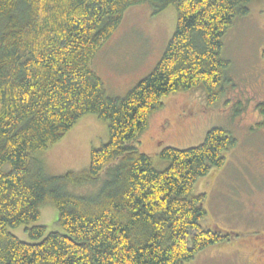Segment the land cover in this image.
Listing matches in <instances>:
<instances>
[{
    "label": "trees",
    "instance_id": "1",
    "mask_svg": "<svg viewBox=\"0 0 264 264\" xmlns=\"http://www.w3.org/2000/svg\"><path fill=\"white\" fill-rule=\"evenodd\" d=\"M254 0H0V264H187L227 236L204 229L199 179L223 168L237 142L221 128L198 147L165 148L160 171L134 143L165 97L196 89L209 105L226 92L223 40ZM177 11L155 69L124 98L107 95L91 63L134 6ZM259 109L264 113V103ZM108 123L109 142L89 169L48 176L35 154L85 115ZM95 188L76 196L69 188ZM59 211L62 232L10 230Z\"/></svg>",
    "mask_w": 264,
    "mask_h": 264
},
{
    "label": "rangeland",
    "instance_id": "2",
    "mask_svg": "<svg viewBox=\"0 0 264 264\" xmlns=\"http://www.w3.org/2000/svg\"><path fill=\"white\" fill-rule=\"evenodd\" d=\"M177 27V11L168 7L155 15L150 5L131 7L113 36L91 63L107 95L124 98L157 66ZM222 55L229 62L226 92L209 105L204 90L165 97L164 106L149 120L147 131L134 143L157 170L168 163L160 158L165 148L187 150L201 145L214 128L228 132L237 142L223 168L199 179L194 194H205L206 218L201 226L227 236L222 243L201 251L187 264H264L260 248L250 240L264 235V0H254L249 14L236 19L223 40ZM109 142L108 123L93 114L83 116L57 144L35 154L48 176L89 169L91 153ZM95 188H73L76 196ZM90 194V195H91ZM59 211L41 209V218L10 232L34 243L26 228L42 226L46 233L62 232ZM258 235V236H261ZM264 250V248H263Z\"/></svg>",
    "mask_w": 264,
    "mask_h": 264
},
{
    "label": "flooded vegetation",
    "instance_id": "3",
    "mask_svg": "<svg viewBox=\"0 0 264 264\" xmlns=\"http://www.w3.org/2000/svg\"><path fill=\"white\" fill-rule=\"evenodd\" d=\"M264 116V115H263ZM260 126H262V128H264V120L263 122L259 123ZM257 236L253 237L252 240H250L251 242H254L255 244V247L257 248V246L260 248V254L261 255H264V235L262 236L261 234H255ZM258 235H261V236H258Z\"/></svg>",
    "mask_w": 264,
    "mask_h": 264
}]
</instances>
